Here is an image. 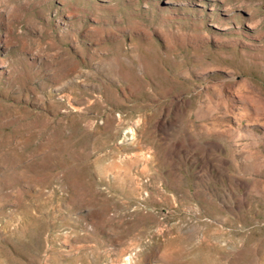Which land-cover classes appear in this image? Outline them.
I'll use <instances>...</instances> for the list:
<instances>
[{
    "label": "rangeland",
    "instance_id": "obj_1",
    "mask_svg": "<svg viewBox=\"0 0 264 264\" xmlns=\"http://www.w3.org/2000/svg\"><path fill=\"white\" fill-rule=\"evenodd\" d=\"M0 264H264V0H0Z\"/></svg>",
    "mask_w": 264,
    "mask_h": 264
}]
</instances>
